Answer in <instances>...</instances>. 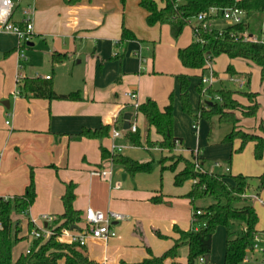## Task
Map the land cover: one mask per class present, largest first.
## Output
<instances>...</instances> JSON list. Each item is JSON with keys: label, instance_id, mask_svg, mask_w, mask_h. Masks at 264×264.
<instances>
[{"label": "crops", "instance_id": "obj_1", "mask_svg": "<svg viewBox=\"0 0 264 264\" xmlns=\"http://www.w3.org/2000/svg\"><path fill=\"white\" fill-rule=\"evenodd\" d=\"M27 3L30 1L26 0L23 5ZM34 5V36L29 42L21 43L14 33H0V54L12 50L0 59V197L22 195L31 173L35 185V199L28 216H13V220L20 222L22 238L12 250L13 261L26 254L32 245L34 238L30 235L29 221L33 229L45 228L48 225L45 217L57 218L63 214L61 197L68 183L75 184L73 207L81 216L91 207L122 217L112 221L115 237L107 241L90 237L84 247H76L96 264L139 262L148 257L146 247L159 256L178 237L174 228L190 229L192 206L183 196L190 190L192 181L176 187L174 173L160 171L161 166L170 164L169 161L160 163L161 156L168 153L157 147H145L146 138L157 142L161 137L154 127L147 125L134 103L140 105L150 99L162 110L173 95V135L180 139L173 154L190 158L193 151L209 172H216V168L222 167L221 160L233 156L232 162L224 164L223 173L219 174L257 176L264 172V155L259 160L254 158L252 142L242 152H233L240 140L234 144L222 142L227 132L214 131L221 123L217 117L206 123L205 119L194 123L193 116L181 109L178 76L191 77L190 102L197 108L207 97L196 93L194 98L190 90L211 72L213 89L239 92L248 87V91L256 93L259 103L256 115L243 117L236 112L237 125L244 131L264 136V99L260 95L264 80L258 84V66L224 54L208 61L202 69H188L181 64L178 50L194 40L196 20L186 25L178 37H173L168 24H146L147 12L140 7L139 0H77L74 3L34 0ZM220 20H211V25L218 29L226 26L219 24ZM123 27L135 38L121 41ZM20 52L24 54L23 59ZM56 53L67 57L54 62L52 56ZM228 65L233 75L226 72ZM18 74L21 80L37 77L48 80L56 94L79 91L82 98L26 97L19 94ZM230 76L245 79V87L239 89L229 81ZM227 82L235 88H230ZM234 98L243 105L249 104L238 93ZM126 114H130L129 121L135 122L140 131L141 147L133 146L126 138ZM103 126L108 127V135L103 138L74 137L84 129L93 131ZM113 128L121 131L122 137L112 139ZM111 144L123 146L121 154L138 162H151V171L130 174L121 165L112 163L109 178L92 176L90 172L106 161L101 157V148L109 150ZM206 161L210 163L208 168ZM182 167L183 164H178L177 170ZM159 195L162 201L153 203L151 199ZM181 206L183 217L179 215ZM254 208L258 215L256 230L261 233L264 231V191L254 201ZM226 238L225 227H217L208 264H223ZM185 255L184 252L176 259H166L164 264H186ZM249 263L264 264V251L249 252L243 264ZM58 264H64V260Z\"/></svg>", "mask_w": 264, "mask_h": 264}, {"label": "trees", "instance_id": "obj_2", "mask_svg": "<svg viewBox=\"0 0 264 264\" xmlns=\"http://www.w3.org/2000/svg\"><path fill=\"white\" fill-rule=\"evenodd\" d=\"M64 1L74 3L77 0ZM121 1L124 2V0ZM139 5L147 12V25L168 24L173 37H178L194 17L200 13L209 12L213 7L243 10L245 19L241 23L210 30L197 25L194 40L188 46L178 50V58L181 64L188 69H202L208 61L222 54L229 58H243L259 67L260 79L264 80V42L262 41L264 0H139ZM245 35L255 37L256 40L244 39ZM134 38L130 30L122 28L121 41ZM11 52L12 50L0 54V59ZM66 57V54L56 53L52 59L54 62H61ZM226 72L234 74L231 65L227 66ZM201 79L195 86V91L207 98L201 101L197 108H194L189 96L191 77L186 74L178 76L179 102L182 111L192 115L194 123H197L199 119L210 120L213 117H217L219 122L230 123L231 129L223 141L230 142L239 139L240 147L236 152H240L248 142H252L254 158L261 159L264 155V136L239 128L237 125L239 118L236 115V112L243 117L256 115L259 108L256 93L234 92L224 88L213 89L211 85H205ZM236 93L247 98L249 104L243 105L235 99L234 94ZM19 94L48 99L80 100L82 98L79 91L56 94L51 83L39 77L23 78L19 84ZM169 100V104L160 110L156 102L149 99L141 103L137 111L143 115L147 125L154 127L155 132L161 137V140L157 142H151L146 138L148 147H158L170 153L167 157L160 158L161 164L170 162L167 166H161V170L174 173L173 184L176 187L192 181L190 190L184 195L192 206L191 227L188 230L175 228L178 237L173 245L161 255H153L146 247L148 257L139 262L121 261L120 264H164L166 259L180 257L182 249H186V264H208L212 236L219 226L226 228L227 235L223 264H243L245 257L252 250L254 235L258 233L256 230L258 215L254 208V201L264 191V172L257 176L242 174L227 176L205 170L201 160L193 151H191L190 158L173 154L176 142L179 144L180 139L173 135V95H170ZM107 135L108 127L103 126L93 131L84 129L74 137L103 138ZM126 138L133 146H141L139 129L134 133L128 132ZM101 157L103 160L110 159L112 163L121 165L130 174L149 172L152 169L151 162H138L121 153H111L104 148H101ZM180 163L183 167L177 170ZM74 189L75 184L73 183L65 185V192L61 197L64 212L50 225L52 234L49 238L46 240L42 237L34 238L29 253L19 256L16 261L12 260V250L22 238L19 236L20 222L13 220V216L20 214L28 216L29 208L35 199L33 174H30V182L22 195L0 197V264H58L61 259L64 260V264H96L76 249L75 245L58 240L63 229L70 228L81 221V212L73 207ZM162 198L160 195L155 196L151 201L159 203ZM206 199H211L212 202L206 206L197 204L198 201ZM197 211L200 213L197 214ZM236 221L241 223L242 228L233 236L231 227ZM28 228L30 230L34 228L31 221L28 222ZM200 258H203L201 263ZM172 264L181 263L173 262Z\"/></svg>", "mask_w": 264, "mask_h": 264}, {"label": "built area", "instance_id": "obj_3", "mask_svg": "<svg viewBox=\"0 0 264 264\" xmlns=\"http://www.w3.org/2000/svg\"><path fill=\"white\" fill-rule=\"evenodd\" d=\"M25 0H0V33L10 32L14 33L18 36L21 43L29 42L34 36L33 31V20H34V0H28L30 3L24 4ZM221 19L224 20L226 25H233L237 23H241L245 19V12L239 8H216L213 7L209 10V12H203L198 14L192 20H196L198 22L197 25H200L204 29H212L214 28L211 25V20ZM191 20V21H192ZM189 21V24L190 22ZM193 27V32L197 31ZM221 29V28H219ZM264 29V27H263ZM244 39H252L256 40L255 37H249L248 35L244 36ZM262 41L264 42V35L262 37ZM20 57L23 59L24 54L22 52L19 53ZM19 67L22 68V64H19ZM47 79L49 76L46 77ZM202 82L206 85H211L214 81V76L210 72L208 77H202ZM16 81L18 84L21 81V75L18 74L16 77ZM229 81L237 84L238 88H244L246 85V81L243 78L230 76ZM133 96V95H132ZM216 99L219 100V97L216 96ZM138 104L134 103V107L137 109ZM6 123H8L6 121ZM127 132L134 133L137 130V125L135 122L129 121V126L125 129ZM111 138H120L122 137L121 131L113 128L111 130ZM176 145L178 143L176 142ZM124 149L123 146L118 144H111L109 150L111 153H121ZM111 165L112 161L110 159L106 160L102 166L95 168L90 172L92 176H97L103 179H107L111 175ZM198 163L196 162V167ZM108 167V168H107ZM200 212L197 211V214ZM83 225L82 227L78 226V224L71 226L70 228H65L61 231V234L58 237V240L62 243L75 245L76 247H84L88 238H96L107 241L116 236V231L112 226V221H119L122 217L117 213H103L100 210H95L91 207H87L83 212ZM56 218L47 216L45 220L47 222V226L45 228H37L30 231V235L33 238L42 237L43 240L49 238L52 234L50 225L54 222ZM252 250L251 251H264V231L261 233H256L252 242ZM250 251V252H251ZM29 253V250L27 251ZM247 260V256L245 260ZM199 262H203V258L199 259Z\"/></svg>", "mask_w": 264, "mask_h": 264}, {"label": "rangeland", "instance_id": "obj_4", "mask_svg": "<svg viewBox=\"0 0 264 264\" xmlns=\"http://www.w3.org/2000/svg\"><path fill=\"white\" fill-rule=\"evenodd\" d=\"M24 2H26V0L24 1ZM219 24H227L224 20H220L219 22H218ZM251 65H253V63L251 64ZM193 79H195V78H193ZM254 81V74L251 76V82H253ZM260 81H261V79L260 78H258V84H260ZM228 83V82H227ZM262 83H263V80H262ZM230 88H235L234 86V84H231V83H228L227 84ZM249 89H248V87L246 88V89H243L242 91L241 90H239V92H243V91H248ZM191 91V93L193 94V96H194V98H196V91H195V89H194V87L192 86V89L190 90ZM238 95H240L241 97H244L243 95H241V94H238ZM260 95L262 96V98L264 99V85L262 86V89L260 90ZM209 99V98H208ZM170 101V100H169ZM173 104V103H172ZM174 117V116H173ZM205 123L207 122V120H203ZM215 121V120H214ZM216 123V122H215ZM219 125V126H218ZM218 125H216V127L215 128H213V129H216V130H214V131H216V133H218V134H223V132H227L226 134H225V136L229 133V131H230V129H231V124L230 123H227V122H221L220 124H218ZM260 126V125H259ZM260 127H258V129H259ZM224 136V137H225ZM224 139V138H223ZM236 140L237 139H234V140H232V141H230V142H227V141H223L222 140V142H224L225 144L226 143H228V144H234V142H236ZM248 143H250V142H248ZM247 143V144H248ZM246 144V145H247ZM245 145V146H246ZM141 146H142V144H141ZM141 146H137V147H141ZM245 146H244V148H245ZM145 147L147 148V149H149V147H148V145H147V143H146V139H145ZM240 147V143H239V145H238V147L233 151V152H236V150L238 149ZM158 148V147H157ZM244 148L240 151V152H242L243 150H244ZM160 149V148H159ZM160 150H162V149H160ZM163 151V150H162ZM166 151V150H165ZM240 152H236V153H240ZM166 153H168V155H170V153L169 152H167L166 151ZM168 155H165L166 157L168 156ZM162 157V156H161ZM232 157L233 156H229L227 159H224L225 161H220V164H221V166L222 167H218V168H216V173H223L222 172V169H223V166H224V164H230L231 162H232ZM209 161H206V163H205V167L206 168H208V166H209ZM108 168V167H107ZM160 171H162L161 170V167H160ZM209 172V171H208ZM155 173V172H154ZM154 173L153 174H151V176L152 177H154L155 175H154ZM225 175H227V176H229L230 174L228 173V174H225ZM245 176V175H244ZM160 179H161V182L163 181L162 180V177H160ZM172 185V184H171ZM165 187H166V182H165ZM184 197V196H183ZM185 198V197H184ZM212 202V200L211 199H206V200H200V201H198V204L200 205V206H206V205H208V204H210ZM188 207H189V204H188ZM187 207V210L189 211V208ZM184 207H182L181 206V210H180V212H179V215H180V217H183V214H184V209H183ZM105 214H107V212H104ZM82 225H83V217H81V221L78 223V226H80V227H82ZM241 228H242V225H241V223L240 222H238V221H236L233 225H232V227H231V232H233V236H235L239 231H241ZM226 229V228H225ZM173 231L174 232H176L175 231V228L173 229ZM165 237H163L162 239H164ZM165 240H166V238H165ZM185 252V254H186V249H182V251H181V254H180V256H183V253ZM186 256V255H185ZM184 256V257H185ZM250 264V263H249Z\"/></svg>", "mask_w": 264, "mask_h": 264}, {"label": "water", "instance_id": "obj_5", "mask_svg": "<svg viewBox=\"0 0 264 264\" xmlns=\"http://www.w3.org/2000/svg\"><path fill=\"white\" fill-rule=\"evenodd\" d=\"M129 119H130V114H126L124 116V129H127L128 128V126H129ZM207 260H208V258H207Z\"/></svg>", "mask_w": 264, "mask_h": 264}]
</instances>
